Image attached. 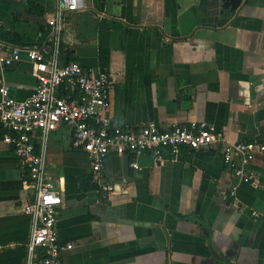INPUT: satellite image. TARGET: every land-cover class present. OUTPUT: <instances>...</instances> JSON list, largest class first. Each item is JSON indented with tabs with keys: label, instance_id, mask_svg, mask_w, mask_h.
Segmentation results:
<instances>
[{
	"label": "crops",
	"instance_id": "crops-1",
	"mask_svg": "<svg viewBox=\"0 0 264 264\" xmlns=\"http://www.w3.org/2000/svg\"><path fill=\"white\" fill-rule=\"evenodd\" d=\"M58 6L0 0V26L18 32L21 46L50 52ZM58 44L61 63L108 74V112L119 126L204 120L225 141L264 144V0H85L67 13ZM6 78L17 100L37 85L26 54ZM7 132L0 123V264H41L27 248L29 171ZM225 141L136 158L114 151L97 181L72 129L60 124L47 136L46 168L62 196L59 239L72 244L64 263L264 264V188L234 173L245 166L264 183V150L247 165L239 153L227 164Z\"/></svg>",
	"mask_w": 264,
	"mask_h": 264
},
{
	"label": "built area",
	"instance_id": "built-area-1",
	"mask_svg": "<svg viewBox=\"0 0 264 264\" xmlns=\"http://www.w3.org/2000/svg\"><path fill=\"white\" fill-rule=\"evenodd\" d=\"M84 6L85 0H59L57 11L49 19L57 39V47L50 52L39 43L21 46L0 40V123L9 130L4 140L29 171L34 195L24 204V211L32 221L27 248L29 259L41 256V264H65L62 252L72 247L71 243L64 244L59 239L56 221L62 196L46 168L47 136L60 124L72 129L74 142L86 152L97 181L114 151H128L136 158L145 152L160 154L165 149L173 152L183 147L210 149L225 141L223 132L204 120L174 124L167 129L155 121L135 128L115 124L108 112V74L99 69L89 70L77 61L60 62L58 42L65 17ZM23 54L35 65L37 85L29 97L17 100L11 95L6 69ZM258 150L263 151L264 144L225 141L224 160L231 163L234 154L239 153L247 165ZM132 166L140 168L136 159ZM234 173L239 181L264 188L253 170L239 166ZM104 188L112 190L113 186L104 185ZM254 214L258 216L259 212Z\"/></svg>",
	"mask_w": 264,
	"mask_h": 264
},
{
	"label": "trees",
	"instance_id": "trees-1",
	"mask_svg": "<svg viewBox=\"0 0 264 264\" xmlns=\"http://www.w3.org/2000/svg\"><path fill=\"white\" fill-rule=\"evenodd\" d=\"M0 40L12 45H22V39L18 32L0 26Z\"/></svg>",
	"mask_w": 264,
	"mask_h": 264
}]
</instances>
